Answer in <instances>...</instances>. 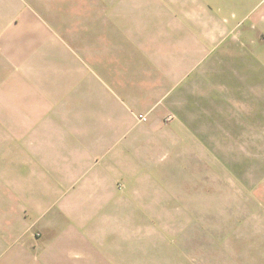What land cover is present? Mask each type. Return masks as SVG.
<instances>
[{
	"label": "rangeland",
	"instance_id": "1",
	"mask_svg": "<svg viewBox=\"0 0 264 264\" xmlns=\"http://www.w3.org/2000/svg\"><path fill=\"white\" fill-rule=\"evenodd\" d=\"M96 1L25 0L33 14H4V21H17L20 28L4 30L0 46V175L18 183L19 199L52 200L42 179L46 169L33 157L32 124L43 129L48 119L66 116L114 119L119 144L142 135V157L115 158V196L130 198L99 207L88 227L89 213L73 207L62 236L74 233L67 245L78 254L62 251L61 264H264L263 77L258 87H227L231 93L223 95H179L185 108L178 112L160 110V104L141 111L129 91L142 87V79L103 76L102 64L116 73L131 70V62L112 57L119 47L101 46L84 60L69 55L68 67L80 66L85 77L67 70L58 50L49 52L54 61L44 60L49 36L60 34L84 50L98 41H129L139 18L107 13L105 6L91 12ZM116 1L112 6L125 8L147 0ZM44 21L54 31L44 30ZM92 87L97 92L87 91ZM74 89L83 94L78 109H60ZM110 97L115 103L107 102ZM140 113L146 121L138 119ZM36 264L58 262L51 256Z\"/></svg>",
	"mask_w": 264,
	"mask_h": 264
},
{
	"label": "crops",
	"instance_id": "2",
	"mask_svg": "<svg viewBox=\"0 0 264 264\" xmlns=\"http://www.w3.org/2000/svg\"><path fill=\"white\" fill-rule=\"evenodd\" d=\"M100 2L103 0H97L90 11L105 6L102 11L107 9V13L139 18L128 34L129 41H98L86 44L93 49L84 50L82 44L72 48L60 34L58 39L49 36L43 43L44 60L54 61L49 52L58 50V60L65 63V68L85 77L80 66L68 67L69 55L84 60V55L98 53L101 46L119 47L122 50L114 51L112 57L116 54L117 59L131 62V70L116 73L113 65L102 64L103 76L142 79V87L129 91L133 103L141 104V111L160 104V110L167 107L178 112L185 108L179 105V95H223L231 93L227 87H258L260 77L264 79L260 74L264 72V0H147L139 5L125 3V8L112 6L116 0L109 2L111 6ZM20 13L33 14L25 0H0V46L4 30L20 28L17 21H4V14ZM43 29L54 31L45 21ZM87 91L97 92V88ZM67 94L70 97L59 108L78 109L83 100L81 89ZM110 101L115 103L114 98L107 99ZM43 125L46 127L36 129L32 124L30 140L34 160L46 169L42 179L51 190L52 200L41 201L33 196L19 199L18 183L0 175V264H36L40 258L51 256L58 264L65 262L62 251L78 254L68 248L74 233L62 236L66 215L73 213V207L89 213L88 227L100 213L99 207L124 204L123 200L130 198L129 194V198L115 196L116 167L120 168L115 158L142 157V135L119 144L114 119L66 116L48 119ZM123 172L126 181L129 168ZM52 206L56 209L50 212ZM107 217L109 214L103 221Z\"/></svg>",
	"mask_w": 264,
	"mask_h": 264
},
{
	"label": "built area",
	"instance_id": "3",
	"mask_svg": "<svg viewBox=\"0 0 264 264\" xmlns=\"http://www.w3.org/2000/svg\"><path fill=\"white\" fill-rule=\"evenodd\" d=\"M172 118V116L171 115H168L167 117H166V120H170ZM138 119L140 120V121H146L147 120V115L146 114H138Z\"/></svg>",
	"mask_w": 264,
	"mask_h": 264
}]
</instances>
